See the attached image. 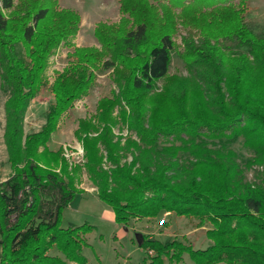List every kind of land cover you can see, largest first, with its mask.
<instances>
[{
    "label": "trees",
    "instance_id": "1",
    "mask_svg": "<svg viewBox=\"0 0 264 264\" xmlns=\"http://www.w3.org/2000/svg\"><path fill=\"white\" fill-rule=\"evenodd\" d=\"M118 2L117 22H96L95 46L69 42L80 14L58 0H0V81L9 92L3 140L11 169L0 180V264L84 263V235L92 226L60 224L80 192V167L121 224L160 211L209 223L210 242L202 248L136 234L138 245L152 251L140 264H177L184 253L195 264H264V174L259 182L244 180L233 150L196 140L202 132L220 142L242 136L254 153L247 165H264V35L245 20L246 0ZM178 24L186 29L181 57L191 74L190 94L187 78H180L176 110L160 112L155 105L148 113L143 95L167 74ZM221 39L247 50L227 51ZM65 42L72 49L51 82L45 121L24 133L25 110L43 85L50 56ZM99 68L111 69L118 91L98 99L93 118L78 120L75 136L85 160L68 168L60 148L50 149L47 141ZM115 106L138 139L114 138ZM170 135L180 143L159 147V138ZM179 151L191 156L188 163L179 162ZM128 153L131 160H121Z\"/></svg>",
    "mask_w": 264,
    "mask_h": 264
},
{
    "label": "rangeland",
    "instance_id": "2",
    "mask_svg": "<svg viewBox=\"0 0 264 264\" xmlns=\"http://www.w3.org/2000/svg\"><path fill=\"white\" fill-rule=\"evenodd\" d=\"M62 4L69 8L78 7L80 12H90L94 14V20L106 21L115 23L119 20L121 13L119 11L118 0H59ZM64 1H66L64 3ZM235 3L238 0H233ZM59 2V5L61 3ZM106 2V4H105ZM118 3V9L115 3ZM247 11L245 12V20L250 28L257 35H264V0H246ZM107 6V11H102V7ZM64 7V6H63ZM100 12H102L100 14ZM111 20V21H110ZM115 20V21H113ZM186 29L179 24L172 33L173 48L170 54V63L167 74L159 78L155 82V86L150 91L143 95V99L147 105V112L152 106L158 105L160 112H173L176 110L177 103L174 95L181 92L180 78H187L188 86L186 87V95L190 94L192 80L191 74L182 60L181 54L184 50L182 41ZM94 40H93V38ZM97 40L93 35V30L88 33H76L71 40V44L86 45ZM220 45L227 51H246L244 47L236 45L235 41L228 39L219 40ZM72 49V46L67 42L60 44L49 58L46 72L44 73V81L40 90L35 97L30 100L23 119L24 133H28L39 129L45 121V113L48 104L52 101V93L50 90L51 82L57 71L61 70L67 63L69 57L67 52ZM118 91V86L113 80L111 69L99 68L95 71V78L90 85L86 94L91 96L84 100V96L76 99L71 107H69L59 118L56 133H52L47 141V146L52 149L60 148L61 155L68 163V168H72L75 164H82L85 160L83 157L84 151L81 141L75 136V129L78 127V120L81 118H93L96 113L97 101L104 95H110L111 92ZM8 89L4 87L0 81V180L5 179L11 172L7 162V151L3 140V131L5 124L4 101L8 97ZM85 94V95H86ZM190 98L188 97V102ZM119 107L115 106L113 114L116 116L117 123L113 126L114 138L120 136V142L123 143L125 137L129 136L134 139L136 136L133 132L127 130L118 117ZM56 130V129H55ZM203 131L205 129H202ZM60 135H57L59 134ZM96 134V133H93ZM186 138V136H185ZM114 139V140H115ZM198 141L203 140L207 146L218 147L225 145L235 152V160L242 172L244 180L251 182H259L263 177L264 165H247V160L254 155L253 151L243 143V137L238 136L235 139L226 140L223 138L220 142L217 138L211 137L207 132H202L197 137ZM176 143L180 141L173 139V136L160 137L158 146L164 144ZM64 146L72 151V154L67 159L63 154ZM81 149V150H80ZM104 154L102 166L108 168L110 163L106 161L105 151L101 148ZM82 153V158L80 156ZM178 159L181 163H188L191 156L186 152L179 151ZM71 160V163L68 160ZM130 161L131 155L128 153L123 159ZM58 170V165H56ZM75 184L80 192L74 195V198L66 206L61 215L60 224L65 227L70 224L79 225L88 223L92 229L87 232L84 237L89 245L82 248L81 252L85 256L83 264H140L143 257L151 254L152 251H146L138 245L136 234H149L159 241H166L173 238L182 240L183 242H191L195 248L205 247L210 239L206 237L204 230L209 226V223L197 225V219H191L185 216L175 215L173 212L160 211L155 217L129 219L126 224L117 222L114 218V212L96 193V186L88 178L85 168L80 167ZM160 219H164L162 224ZM55 252V250H52ZM78 264V263H74ZM177 264H195L187 253L183 254L182 260ZM218 264H223L219 262Z\"/></svg>",
    "mask_w": 264,
    "mask_h": 264
},
{
    "label": "crops",
    "instance_id": "3",
    "mask_svg": "<svg viewBox=\"0 0 264 264\" xmlns=\"http://www.w3.org/2000/svg\"><path fill=\"white\" fill-rule=\"evenodd\" d=\"M59 1V0H58ZM104 1H108V0H103L102 2H104ZM60 2V1H59ZM66 1H64V3H65ZM61 3V2H60ZM105 4H106V2H105ZM116 4V6L115 7H117V9H118V3L116 2L115 3ZM60 6H64V7H68L67 5H65V4H62L61 3V5ZM71 8V7H70ZM72 9H75V10H77L78 11V13L80 14V23H79V28H78V33H88V31L90 30V32H91V30H93V28H94V26H95V24H96V22L98 21V20H94V14H91L90 12H84L83 11V8H82V11L80 12V10L81 9H78V7H73ZM102 11H107L108 9H107V6H103L102 7ZM102 12H100V14H101ZM111 21V20H110ZM113 21H115V20H113ZM92 37V36H91ZM93 38V37H92ZM93 40H94V38H93ZM77 45H78V43H76ZM86 45H97L96 44V42H94V41H92L91 43H89V44H86ZM50 58H52V56H50ZM48 66V65H47ZM47 68V67H46ZM46 70V69H45ZM46 72V71H45ZM84 96V100H87L90 96H91V94L90 93H88V94H86V95H83ZM36 130H38V129H36ZM36 130H34V131H36ZM59 129H57L56 128V130H54L52 133H56L55 131H58ZM51 133V134H52ZM57 135H60V132H59V134H57ZM50 149H52V148H50ZM53 150H55V149H53ZM3 180V179H2Z\"/></svg>",
    "mask_w": 264,
    "mask_h": 264
},
{
    "label": "built area",
    "instance_id": "4",
    "mask_svg": "<svg viewBox=\"0 0 264 264\" xmlns=\"http://www.w3.org/2000/svg\"><path fill=\"white\" fill-rule=\"evenodd\" d=\"M81 150V149H80ZM63 154L67 157V159L70 157V155L72 154V151H69V149H67L65 146H64V149H63ZM80 156L82 158V153H80ZM70 163H71V160L69 159L68 160ZM164 222V219H160L159 220V223L162 224Z\"/></svg>",
    "mask_w": 264,
    "mask_h": 264
}]
</instances>
